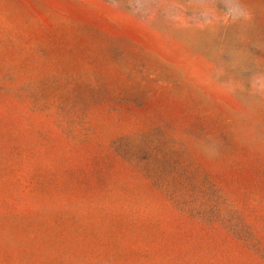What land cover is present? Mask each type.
Listing matches in <instances>:
<instances>
[{
  "label": "rangeland",
  "instance_id": "obj_1",
  "mask_svg": "<svg viewBox=\"0 0 264 264\" xmlns=\"http://www.w3.org/2000/svg\"><path fill=\"white\" fill-rule=\"evenodd\" d=\"M0 264H264V0H0Z\"/></svg>",
  "mask_w": 264,
  "mask_h": 264
},
{
  "label": "bare ground",
  "instance_id": "obj_2",
  "mask_svg": "<svg viewBox=\"0 0 264 264\" xmlns=\"http://www.w3.org/2000/svg\"><path fill=\"white\" fill-rule=\"evenodd\" d=\"M69 2H71V1H69ZM76 2V1H75ZM73 5V4H72ZM75 6V5H74ZM71 7H73V6H71ZM78 8H80L79 6H77ZM77 9V8H76Z\"/></svg>",
  "mask_w": 264,
  "mask_h": 264
}]
</instances>
